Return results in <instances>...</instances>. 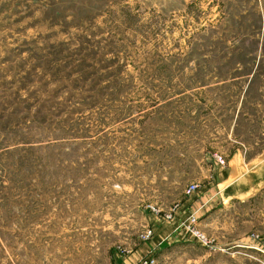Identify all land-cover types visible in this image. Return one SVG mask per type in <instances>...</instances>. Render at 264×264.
<instances>
[{"label":"rangeland","instance_id":"1","mask_svg":"<svg viewBox=\"0 0 264 264\" xmlns=\"http://www.w3.org/2000/svg\"><path fill=\"white\" fill-rule=\"evenodd\" d=\"M262 147L264 0H0V264H264Z\"/></svg>","mask_w":264,"mask_h":264},{"label":"crops","instance_id":"2","mask_svg":"<svg viewBox=\"0 0 264 264\" xmlns=\"http://www.w3.org/2000/svg\"><path fill=\"white\" fill-rule=\"evenodd\" d=\"M232 152L234 153L227 159L226 168L223 170V181H226L227 178L230 179L232 176L231 183L233 184L222 188L217 185L212 193L217 194L226 206L234 204L236 200L241 202L253 200L256 195L264 192V147L250 156L247 161L241 155V150L236 148ZM247 165L249 166L247 167ZM252 247L255 250L257 249V247ZM237 252L241 253L240 250ZM247 256L256 259L251 254H247Z\"/></svg>","mask_w":264,"mask_h":264},{"label":"built area","instance_id":"3","mask_svg":"<svg viewBox=\"0 0 264 264\" xmlns=\"http://www.w3.org/2000/svg\"><path fill=\"white\" fill-rule=\"evenodd\" d=\"M217 159H218V161H219L220 163H223V162H224L223 158L220 157V156H218ZM190 188L192 189L193 187H190ZM144 262H145L146 264H150V263H151V259H150V260L145 259Z\"/></svg>","mask_w":264,"mask_h":264}]
</instances>
